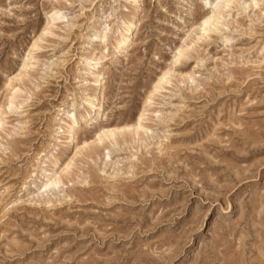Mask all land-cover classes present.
Wrapping results in <instances>:
<instances>
[{
  "label": "rangeland",
  "instance_id": "rangeland-1",
  "mask_svg": "<svg viewBox=\"0 0 264 264\" xmlns=\"http://www.w3.org/2000/svg\"><path fill=\"white\" fill-rule=\"evenodd\" d=\"M253 2L0 0V264H264Z\"/></svg>",
  "mask_w": 264,
  "mask_h": 264
},
{
  "label": "bare ground",
  "instance_id": "bare-ground-1",
  "mask_svg": "<svg viewBox=\"0 0 264 264\" xmlns=\"http://www.w3.org/2000/svg\"><path fill=\"white\" fill-rule=\"evenodd\" d=\"M133 1H138V0H133ZM140 1V0H139ZM255 2H253V3H251L250 5H249V7H251V6H257L259 3L257 2V0H254ZM137 11V10H136ZM56 13H59V11H56ZM213 16H210V17H207L206 19H204L205 21L202 23V24H207L210 20H211V18H212ZM48 25L50 24V23H47ZM132 25H133V23H131V24H129V32L131 31V28H132ZM122 37V36H121ZM128 43H130V33H129V37H125V38H123L122 40H119V45L117 46V50L118 51H121L123 48H125V46H127L128 45ZM36 47V46H35ZM127 51V50H126ZM183 50H179V56H181V55H183ZM185 54V53H184ZM184 58V57H183ZM177 59L179 60V58L177 57ZM92 62V61H91ZM26 67V66H25ZM169 73H170V70H168V71H166V72H164V74L159 78V80H158V82L155 84V86H154V90H153V92H152V94H155L156 92V94H158V91L160 90V88H162V81L163 80H165V78L169 75ZM20 76V74L17 76V77H19ZM152 98V97H151ZM91 103V102H90ZM10 104L11 105H13V101L11 100L10 101ZM99 106V105H98ZM96 104H92V107H93V111H95V113H97L99 110H100V107H98ZM145 114H147L146 113V109H144L142 112H141V114H140V116H139V118H138V122H137V124L135 125V128H140V127H142L143 128V126H142V122H143V120H144V117H145ZM84 120H86L87 119V123L89 122V121H91L92 119H93V116H89L88 118H83ZM77 120L76 119H74L72 122H70L69 124H68V129H67V137H69V138H71V137H73L74 136V130H75V128H76V125H77ZM1 123H3L2 122V118H1V115H0V125H1ZM78 126V125H77ZM117 129L118 128H113V129H111V128H104V129H102L101 131H100V137H102V136H106V137H109V136H113V135H115L116 134V131H117ZM76 135V134H75ZM88 142V141H87ZM87 142H84V144L85 145H88L87 144ZM84 147V146H83ZM77 151H79V150H77ZM72 163V162H71ZM67 167V169L66 170H68L69 168V165L68 166H66ZM65 167V168H66ZM58 182V180L57 179H55V180H49L48 181V183H47V186L48 185H53V184H56Z\"/></svg>",
  "mask_w": 264,
  "mask_h": 264
}]
</instances>
